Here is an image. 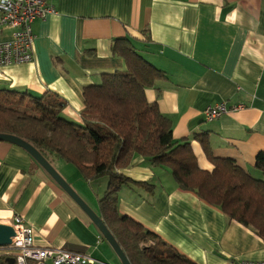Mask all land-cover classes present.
<instances>
[{
	"label": "crops",
	"instance_id": "1",
	"mask_svg": "<svg viewBox=\"0 0 264 264\" xmlns=\"http://www.w3.org/2000/svg\"><path fill=\"white\" fill-rule=\"evenodd\" d=\"M48 1L56 12L32 25L34 60L0 67V89L56 95L66 103L61 115L81 124L83 88L124 67L110 46L129 38L163 71L165 78L145 95L171 119L173 138L189 142L198 166L213 169L207 145L214 157L264 180V171L255 167V156L264 149V0ZM9 37L10 30H0V40ZM221 101L245 106L206 119L204 110ZM61 161L53 164L62 167L59 174L88 205H98L92 194L90 201L85 198V185L94 190L96 181H84ZM121 173L153 184L154 192L122 185L120 212L197 264L264 261L262 238L178 187L168 168L136 155ZM107 182L99 188L104 191ZM14 215L34 229L37 245L107 262L100 232L79 205L25 149L0 141V223L9 224Z\"/></svg>",
	"mask_w": 264,
	"mask_h": 264
},
{
	"label": "trees",
	"instance_id": "2",
	"mask_svg": "<svg viewBox=\"0 0 264 264\" xmlns=\"http://www.w3.org/2000/svg\"><path fill=\"white\" fill-rule=\"evenodd\" d=\"M110 51L125 65L83 88L81 124L61 115L66 103L56 95L33 97L0 89V133L28 142L52 165L57 160L73 164L88 183L107 176L97 214L131 264H197L120 212L122 185L154 192L153 184L121 173L136 155L168 168L178 187L264 240V180L230 159L214 157L207 145L204 149L213 169H201L189 142L173 138L171 119L145 95L147 88L165 78L163 71L147 61L129 38L115 39ZM255 167L264 171V149L256 154Z\"/></svg>",
	"mask_w": 264,
	"mask_h": 264
},
{
	"label": "built area",
	"instance_id": "3",
	"mask_svg": "<svg viewBox=\"0 0 264 264\" xmlns=\"http://www.w3.org/2000/svg\"><path fill=\"white\" fill-rule=\"evenodd\" d=\"M55 12L48 0H0V30H10V37L0 40V67L32 62L35 38L32 25L35 20ZM244 106L221 101L209 105L204 115L210 120ZM9 225L14 235L9 244L0 246L2 264H8L10 257L14 259L13 264H108L84 252L37 245L34 229L19 215H14ZM227 264H264V261L231 259Z\"/></svg>",
	"mask_w": 264,
	"mask_h": 264
},
{
	"label": "water",
	"instance_id": "4",
	"mask_svg": "<svg viewBox=\"0 0 264 264\" xmlns=\"http://www.w3.org/2000/svg\"><path fill=\"white\" fill-rule=\"evenodd\" d=\"M0 141H6L16 144L25 149L32 158L58 183V185L79 205V207L86 213L91 222L95 225L102 237L108 242L114 252L117 254L122 264H131L124 254L108 228L104 225L101 218L96 212L88 207V204L72 189L68 182L56 171L55 167L46 160L38 150L23 139L6 133H0ZM14 235L12 227L8 224L0 223V246L9 244L11 236ZM8 264H13L12 257L7 258Z\"/></svg>",
	"mask_w": 264,
	"mask_h": 264
},
{
	"label": "rangeland",
	"instance_id": "5",
	"mask_svg": "<svg viewBox=\"0 0 264 264\" xmlns=\"http://www.w3.org/2000/svg\"><path fill=\"white\" fill-rule=\"evenodd\" d=\"M61 162L64 163V165H65V163H67V162H65L63 160ZM67 164L70 165L68 167H72L74 169V171L78 173L76 167L73 164H71V163H67ZM54 167H55L56 171L61 174V172L63 171L62 167L59 166V165H56V164L54 165ZM66 174H71V173H69V171H67V169H66ZM107 179H108L107 176L106 177L104 176V177H101V178L97 179L96 180V184H93L94 190H90V188L87 187V185L84 184L85 185V190H86L85 191V198L88 201H90L91 200V194L97 199L101 198L104 191L102 190V188H99V186H100V183H101V187H102V182L103 181H107ZM80 180H81V178H80ZM70 182H73V180H71ZM75 188L79 189V187L77 185H75ZM96 195H98V196L96 197ZM96 201H97V204H98V200H96ZM88 207L90 209H92L94 212H97L98 205H96V203H93V205H88ZM4 224H8V223H4ZM103 241H104L105 254L107 255V257L105 259L107 260V262L109 264H122L121 260L119 259L117 254L114 252V250L111 248V246L108 244V242L105 241V240H103Z\"/></svg>",
	"mask_w": 264,
	"mask_h": 264
}]
</instances>
